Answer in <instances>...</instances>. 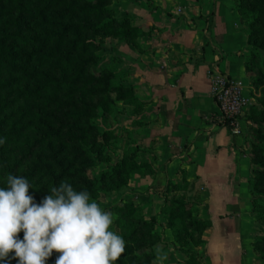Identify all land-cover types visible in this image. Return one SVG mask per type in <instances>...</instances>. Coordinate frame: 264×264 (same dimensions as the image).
<instances>
[{"label": "crops", "instance_id": "obj_1", "mask_svg": "<svg viewBox=\"0 0 264 264\" xmlns=\"http://www.w3.org/2000/svg\"><path fill=\"white\" fill-rule=\"evenodd\" d=\"M120 13L140 27V44L124 50L130 79L143 100L139 139L152 171L134 173L125 197L156 216L157 260L186 264L162 211L181 196L209 224L193 245L206 264H255L250 174L251 123L237 118L239 133L218 124L212 69L240 82L249 94L248 34L233 0H116ZM191 228V227H189Z\"/></svg>", "mask_w": 264, "mask_h": 264}, {"label": "trees", "instance_id": "obj_2", "mask_svg": "<svg viewBox=\"0 0 264 264\" xmlns=\"http://www.w3.org/2000/svg\"><path fill=\"white\" fill-rule=\"evenodd\" d=\"M237 1V8L243 13L252 12L255 7L249 0ZM259 1L264 4V0ZM59 3L62 7L54 9ZM112 9L110 0H0V140L4 141L0 144V187H6L7 174L22 175L32 184L29 193L39 202L43 196L50 194V187L67 180L77 191L87 190L91 200L100 205V196L107 191L108 180H119L126 187L130 185L133 174L125 180L122 176V170L127 168L125 161L117 163L114 171L102 170L97 177L86 174L91 166L99 162L104 140L112 133L111 129L99 131L98 124L90 120L96 116L97 108L103 110L104 115L110 112L109 99L95 100L91 93L95 91L107 98L109 91H115L120 99L131 95L128 103L140 109L144 102L137 96L135 86L125 89L124 83L116 80L119 75L117 70H102L99 75L86 76L88 67L100 65V56L93 50L103 47V44L85 34L83 29L85 25H90L95 32L111 33L114 16L102 24L99 21ZM93 11L99 20L87 19ZM76 13L85 15V23L81 24V18L73 17ZM259 16H254L251 26L258 22ZM56 18L59 20L55 21ZM138 29L142 35L140 27L135 25L129 31ZM255 31L254 28L247 30L248 41L263 47L264 37L254 39ZM248 64L246 58V69ZM68 66L71 73L66 70ZM91 81L97 89L90 88ZM61 87L66 89L63 98L58 93ZM79 87L80 93L76 96ZM10 95L14 97L10 99ZM30 97L34 100L30 101ZM38 98L44 99L45 105L56 103L64 105L67 110L61 116L55 113V108L47 110L35 102L40 106L39 112L44 111L54 119L46 120L39 113L33 115L32 102ZM260 103L262 108L259 112L264 116V87ZM246 118L251 124L257 121L254 116ZM252 131L257 140L252 147L259 154L251 158L258 165L252 169L250 177L256 194L252 195V212L254 218L259 219L264 215V132L262 127H254ZM62 132L67 135L63 137ZM61 138H65L67 143L61 142ZM16 149L19 151L13 153ZM140 167L135 171H152L146 161L140 162ZM257 207L263 209V214L255 211ZM111 208L124 210L120 215L131 217L126 223L117 222L126 244L125 252L114 264H163L157 260L159 250L156 244L160 237L154 229L156 216L147 218L143 206L133 200H128L125 205L113 204ZM162 211L167 214L166 223L178 243L183 241L182 235L189 236V246L182 251L181 243L179 245L184 262L206 264L193 248V245L204 243L201 234L209 224L197 217V207H188L181 196L173 195L164 200ZM201 223L204 226L200 227ZM19 235L23 237L22 232ZM256 241L253 247L264 260V236ZM57 255L54 250L46 264H55ZM10 264H16V261L11 260Z\"/></svg>", "mask_w": 264, "mask_h": 264}, {"label": "rangeland", "instance_id": "obj_3", "mask_svg": "<svg viewBox=\"0 0 264 264\" xmlns=\"http://www.w3.org/2000/svg\"><path fill=\"white\" fill-rule=\"evenodd\" d=\"M87 1V0H86ZM254 4L255 7H253L252 12H246L243 13L239 10L241 13V22L244 25L246 31L255 29L256 31L253 33L254 39H259L264 37V4L259 3V0H249ZM233 3L235 7L238 6V1L233 0ZM110 5L112 6L111 12H106L107 16H105L104 19H101L102 21H99V24H102L106 19H108L110 16H114L115 20L113 22L112 26V32L108 34H103L102 32H95L93 30V26L85 25L83 31L88 36H93L95 39L103 44V47L100 48H94L93 52L95 54H98L100 56V65L98 67L92 66V68L88 67L85 72L86 76L90 77L92 74L99 75V73L106 72L107 70H117L119 72L116 80L118 82H121L122 84L126 86L125 89H128V86L133 85V82L130 79V72L131 68H129L128 58L124 54V50L127 48V44L130 43H136L137 45L140 44V30H135L134 32H130L129 28L133 26V21L130 14H121L120 13V7L117 6L116 0H110ZM62 7V4L59 3L58 5L54 6V9H60ZM96 12L93 11V13L87 15L88 20H99L96 15ZM259 14V20L257 23H255L253 26H251V21L255 20L254 16ZM75 16V17H74ZM74 18H81L82 21H80L81 24L85 23V15L76 13L73 15ZM59 19H55V21H58ZM47 49V48H46ZM246 58L249 60L248 69H247V76H248V85H249V94L247 95L248 103H247V110L244 113L246 117L248 116H254V118L257 119L256 122L251 124V148H250V155L252 157L259 156L258 153H256L253 150V146L257 143V140L254 136V133L252 131V128H263L264 132V116L261 115L259 112L260 108H262V105L260 103V96L262 88L264 87V46L258 47L254 46L252 43L250 44V47L245 52ZM68 73H71L70 66L66 68ZM59 72V69L56 71V73ZM81 83L78 84L80 86ZM89 86L90 88L97 89V87L93 86V81L90 82ZM136 88V87H135ZM90 89V90H91ZM66 89L64 87H61V89L58 90L60 98H63V94H65ZM80 93V87L76 90V96H78ZM137 94V90H136ZM94 96L95 100L98 99H109L108 108L110 112H107L105 115L103 114V110L96 109L95 115L90 118L91 121H94L95 124H98V130L103 131L105 129H111L112 133L109 135L107 139L104 140L103 144V151L102 155L99 158V162L91 166L87 171L86 174L88 176H99L102 170L106 171H114L115 166L117 163H120L122 161L126 162V169L125 171L122 170V176L124 177V180L127 178V176L132 175L136 173V171L140 167V162H145V154L147 153V147L143 146V144L140 142L139 139V132L141 129L140 127V120L137 117V113L140 111V108H138L135 104L128 103L131 101V95L127 96L125 99H120L117 97V92L115 91H109L107 98L104 94H97L95 91L91 93V96ZM138 96V95H137ZM13 95H10L9 98H13ZM139 97V96H138ZM30 101H33L34 99L32 97L29 98ZM22 102V100L20 101ZM39 103L43 106L44 109L51 110L52 108H55V113L57 115H63L64 112L67 110L64 105L58 106L56 103H51L50 105H45L44 99H36V101L32 102V114L39 113L44 119L46 120H53L54 118H51L48 116V114L44 111L39 112ZM46 111V110H45ZM62 136H66L67 134L65 132H62ZM22 138V137H21ZM65 138H61V142H66L64 140ZM102 140V139H101ZM20 143V141L18 142ZM70 143V142H69ZM19 149H16L13 151V153L18 152ZM257 167L253 161H252V167H251V174L250 177H252V169L254 167ZM136 170V171H135ZM108 187L107 191L102 193L100 196V206L105 210H110L114 214V225L111 230L117 232L119 235H122V232L120 230V227L117 225V222L124 221L125 223L131 220V217H128V215L121 216L120 214L124 213V210H117L116 208H111V206L114 204H126L128 200H132V198L125 197V194L130 189V185L128 187L122 185L119 180L109 181L108 180ZM251 184V183H250ZM118 186V187H117ZM120 186V187H119ZM121 190H123L121 192ZM252 195L255 196L253 191V185L251 187ZM263 196V195H260ZM255 211L259 212V214H263V209H255ZM256 217V216H255ZM204 226V224H200V227ZM253 241L257 242L256 240L260 239L262 236H264V215L260 216V218H254V226H253ZM159 233V232H158ZM161 239V235L159 233L158 235ZM188 235H182V242L181 243V249L182 251L186 246H189L191 242L188 241ZM255 250V249H254ZM256 257H255V264H264L263 257L261 256L260 252L255 250Z\"/></svg>", "mask_w": 264, "mask_h": 264}, {"label": "clouds", "instance_id": "obj_4", "mask_svg": "<svg viewBox=\"0 0 264 264\" xmlns=\"http://www.w3.org/2000/svg\"><path fill=\"white\" fill-rule=\"evenodd\" d=\"M4 143L0 140V144ZM0 187V264H114L125 240L111 230L114 214L62 180L37 202L29 180L7 174ZM23 237H20V233Z\"/></svg>", "mask_w": 264, "mask_h": 264}, {"label": "built area", "instance_id": "obj_5", "mask_svg": "<svg viewBox=\"0 0 264 264\" xmlns=\"http://www.w3.org/2000/svg\"><path fill=\"white\" fill-rule=\"evenodd\" d=\"M210 80L211 93L218 109V124L227 125L231 127L232 132L239 133L241 127L237 118L246 112L249 101L241 91L240 82L216 69L210 72Z\"/></svg>", "mask_w": 264, "mask_h": 264}]
</instances>
